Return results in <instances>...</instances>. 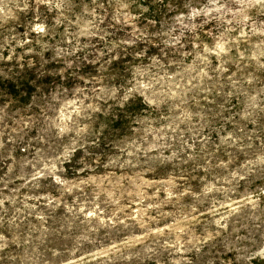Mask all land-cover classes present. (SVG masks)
Listing matches in <instances>:
<instances>
[{
  "label": "rangeland",
  "instance_id": "obj_1",
  "mask_svg": "<svg viewBox=\"0 0 264 264\" xmlns=\"http://www.w3.org/2000/svg\"><path fill=\"white\" fill-rule=\"evenodd\" d=\"M0 201L18 264H264V0H10Z\"/></svg>",
  "mask_w": 264,
  "mask_h": 264
},
{
  "label": "clouds",
  "instance_id": "obj_2",
  "mask_svg": "<svg viewBox=\"0 0 264 264\" xmlns=\"http://www.w3.org/2000/svg\"><path fill=\"white\" fill-rule=\"evenodd\" d=\"M10 2V0H0V12H2L4 10V8L7 6V3ZM38 3H50V0H38ZM61 3H63V0H61ZM37 33H44L45 29L42 25H37L36 29ZM102 91V90H101ZM113 96H115V92L112 93ZM100 99H105V97L103 95H101L99 97ZM89 108H92L93 111L95 112H99L101 109L99 108H95L91 105L87 106ZM87 131V125L85 126V128H81L79 129L78 135L80 136V142L83 143L84 141V136L85 133ZM77 145H72L69 149L65 150V153L63 154V156L60 158L61 162H63V160H67L68 163L71 165L73 164V160L71 159V153L75 150ZM61 171H63V169H61ZM57 179H59L57 177ZM3 201H0V205H2ZM3 221L2 218H0V225H2ZM4 237L2 235H0V240H3ZM7 247V245L5 244H0V264H18V258L16 255L10 254V253H6L5 252V248ZM58 255V253H57ZM256 256L264 258V247L260 248V250L255 253Z\"/></svg>",
  "mask_w": 264,
  "mask_h": 264
},
{
  "label": "trees",
  "instance_id": "obj_3",
  "mask_svg": "<svg viewBox=\"0 0 264 264\" xmlns=\"http://www.w3.org/2000/svg\"><path fill=\"white\" fill-rule=\"evenodd\" d=\"M13 89V88H12Z\"/></svg>",
  "mask_w": 264,
  "mask_h": 264
}]
</instances>
